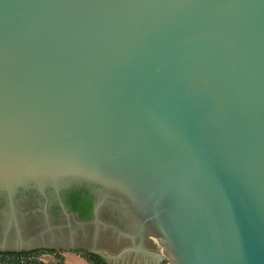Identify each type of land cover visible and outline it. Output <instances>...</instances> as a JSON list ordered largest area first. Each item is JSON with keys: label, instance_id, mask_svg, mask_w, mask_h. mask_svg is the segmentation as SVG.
Instances as JSON below:
<instances>
[{"label": "water", "instance_id": "95a60500", "mask_svg": "<svg viewBox=\"0 0 264 264\" xmlns=\"http://www.w3.org/2000/svg\"><path fill=\"white\" fill-rule=\"evenodd\" d=\"M82 185L108 264H264V0H0V251Z\"/></svg>", "mask_w": 264, "mask_h": 264}, {"label": "flooded vegetation", "instance_id": "af4514ba", "mask_svg": "<svg viewBox=\"0 0 264 264\" xmlns=\"http://www.w3.org/2000/svg\"><path fill=\"white\" fill-rule=\"evenodd\" d=\"M73 189H81L83 191V196H86L87 199L91 201L92 206L89 217H82L79 211L73 210L69 205V193L73 191ZM62 199L69 214H65L59 203L53 204L48 209L51 218V222L49 223L45 221L44 214L34 212L36 210L35 206L28 204L25 206V209L29 211L27 219L29 222L30 234L34 235L36 231L35 225L42 222L44 223V227L47 228V232L38 240L59 249L63 250L65 248H84L91 246H98L109 250L115 248L113 243L110 242V237L116 234L118 229H122V224H119L109 216V210H103L101 212V223L95 222V194L91 187L86 185L73 186L63 192ZM3 207L4 204L2 202L0 203V212ZM105 223H112V225L115 226H104ZM48 224H50V227ZM52 227H55V229L51 230ZM95 235L97 236L95 237ZM58 251L60 252L61 250Z\"/></svg>", "mask_w": 264, "mask_h": 264}, {"label": "built area", "instance_id": "2783aa9c", "mask_svg": "<svg viewBox=\"0 0 264 264\" xmlns=\"http://www.w3.org/2000/svg\"><path fill=\"white\" fill-rule=\"evenodd\" d=\"M62 259L56 250H33L22 252L0 251V264H61Z\"/></svg>", "mask_w": 264, "mask_h": 264}, {"label": "trees", "instance_id": "16d2710c", "mask_svg": "<svg viewBox=\"0 0 264 264\" xmlns=\"http://www.w3.org/2000/svg\"><path fill=\"white\" fill-rule=\"evenodd\" d=\"M69 205L75 211H79L80 215L84 218L89 217V213L91 210V201L87 199L86 196H83V191L81 189H73L69 193ZM84 252V256L89 259L93 264H108L99 254L90 252L88 250H81ZM61 259H63L62 255H60ZM64 264V263H61Z\"/></svg>", "mask_w": 264, "mask_h": 264}, {"label": "rangeland", "instance_id": "374dc122", "mask_svg": "<svg viewBox=\"0 0 264 264\" xmlns=\"http://www.w3.org/2000/svg\"><path fill=\"white\" fill-rule=\"evenodd\" d=\"M81 250H88L89 251V249L79 248V249H75V250H64V249L62 250L61 249L60 252L63 254L71 253L73 256H68L67 263L68 264H77V263H81L80 258H78V254H84V252H82ZM165 263L168 264V260H165Z\"/></svg>", "mask_w": 264, "mask_h": 264}, {"label": "crops", "instance_id": "0c3cea01", "mask_svg": "<svg viewBox=\"0 0 264 264\" xmlns=\"http://www.w3.org/2000/svg\"><path fill=\"white\" fill-rule=\"evenodd\" d=\"M60 255H62L63 259L62 262L64 264H68L67 263V258L68 256H73L71 253H67V254H63L60 252ZM78 258H80L81 263H77V264H93L91 261H89V259L87 257H85L83 254H78ZM166 264V263H165Z\"/></svg>", "mask_w": 264, "mask_h": 264}]
</instances>
